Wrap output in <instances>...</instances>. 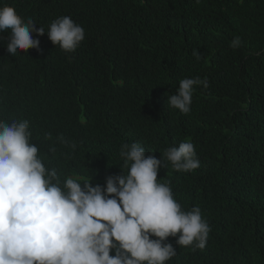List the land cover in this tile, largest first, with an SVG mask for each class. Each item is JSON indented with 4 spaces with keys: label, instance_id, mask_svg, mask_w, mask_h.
<instances>
[{
    "label": "clouds",
    "instance_id": "1",
    "mask_svg": "<svg viewBox=\"0 0 264 264\" xmlns=\"http://www.w3.org/2000/svg\"><path fill=\"white\" fill-rule=\"evenodd\" d=\"M120 2L94 0L86 10L67 12L56 11L59 6L55 0H7L0 7V32L10 31L0 34V59L39 50V40L45 33L55 53L81 50L83 55L75 68L90 80L112 76L110 58H90L91 51L111 48L130 52L131 39L137 36L141 41L149 40L146 25L152 19L141 20L128 9L114 12L113 5ZM29 13L46 16V23L44 20V24H38L26 16ZM54 13L61 14L51 17ZM246 42L258 60L264 62L259 25ZM239 45L240 37H235L230 46ZM226 54L215 52L200 59L199 53L194 52L200 59L194 63L203 72L221 63ZM241 66L253 83L256 78L260 80V85L254 84L261 98L264 68L262 73L244 60ZM196 76L180 77L170 71L152 85L155 94L147 100V112L158 119V128L161 115H190L205 97L200 91L213 86L210 78ZM64 94L57 89L35 91L20 107L10 111L11 123L0 120V264H166L177 254L171 244L173 237H178L179 246H206L211 228L202 217L203 205L223 211L221 205L225 204L221 200L233 194H223L222 188L233 191L246 186L250 178L246 168L264 165V148L251 147L254 139L244 142L248 145L246 161L240 165L207 160L201 155L198 137L189 129L167 134L152 148L142 138L131 137V133L124 135L121 145L114 144L118 137L111 126L103 130V124L88 117L92 110L88 93L75 96L78 104L89 109L88 113L65 104ZM223 104L225 114L227 105ZM30 108L49 114L45 117H60L72 127L88 123L91 138L102 141L105 150H119L115 162L128 172L107 176L103 186H94L92 175L90 179L80 174L68 175L62 181L58 170L52 167L53 161L47 162L43 155L44 149L68 155L70 145L77 157L81 156L82 143L46 134L43 117L35 119ZM232 113L225 114V119L241 121L238 115L231 118ZM98 115L104 119L99 112ZM0 118H5L1 112ZM236 131L235 123L232 132ZM115 165L112 170L118 169ZM259 198L255 193L250 204Z\"/></svg>",
    "mask_w": 264,
    "mask_h": 264
},
{
    "label": "trees",
    "instance_id": "2",
    "mask_svg": "<svg viewBox=\"0 0 264 264\" xmlns=\"http://www.w3.org/2000/svg\"><path fill=\"white\" fill-rule=\"evenodd\" d=\"M93 1L55 0L59 6L56 11L80 12ZM119 1L112 7L114 12L128 9L141 20L152 18L146 25L150 30L149 40L141 41L137 36L131 39L128 53L111 48L93 49L90 58L97 55L110 58L112 76L107 74L102 80H90L75 68L83 55L81 50L55 53L44 33L39 40V50L31 49L12 58L1 57L0 112L5 118L0 120L11 123L10 111L20 107L29 94L40 89H57L65 93L63 102L80 113L79 108L86 113L89 109L78 104L75 96L88 93L92 99L88 117L92 116L103 124V130L111 126L118 137L114 144L121 145L124 135L131 133V137L142 138V142L152 148L167 134L189 129L198 137L196 140L205 159H220L232 166L246 161L244 153L248 145L245 141L254 139L251 147L260 145L264 148V94L258 97L259 88L254 84L260 85L261 82L256 78L253 83L241 66V60H244L263 73L264 62L258 60L246 39L249 34L253 35L257 25L260 39H264V0ZM5 2L7 0H0V7L5 6ZM56 14L61 13H54L51 17ZM26 16L38 24L46 23L44 15L29 13ZM235 37H240L237 48L230 46ZM194 52L199 53L200 59L215 52L228 56L215 67L211 65L200 72V67L195 66L197 62L194 63L200 59L193 55ZM237 67L239 71L233 70ZM170 71L180 77L197 78L196 75H200L210 78L213 86L200 91L205 97L197 102L190 115H161L162 123L158 128L155 123L158 119L147 112V100L155 94L152 85ZM223 103L227 105L226 115L233 111L231 118L238 115L241 120L235 121V133L232 132L235 123L225 119L221 109ZM246 103L250 104L249 107ZM28 111L35 119L39 115V118L43 117L46 134L70 141L74 138L82 143L81 156L77 157L70 145L68 155L44 149L43 155L47 156V162L53 161L52 167L58 170L62 181L68 175L80 174L88 179L92 175V184L103 186L107 176L128 172L115 162L118 154L120 156L119 150H105L102 141L91 138L88 123L72 127L60 117H45L49 114L33 108ZM246 116L251 117L246 120ZM114 165L118 169L112 170ZM246 169L250 174L246 186L233 191L222 188L223 194L237 196L221 200L225 204L221 205L223 211L203 205L202 217L211 228L206 246L203 249L179 246L176 243L178 237H173L171 244L177 254L166 264H264V165ZM240 191L243 192L239 194ZM255 193L260 198L252 205L250 201Z\"/></svg>",
    "mask_w": 264,
    "mask_h": 264
}]
</instances>
